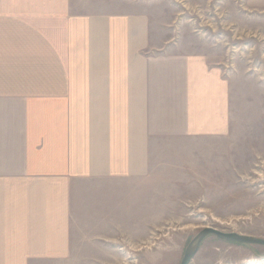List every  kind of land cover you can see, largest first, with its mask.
Instances as JSON below:
<instances>
[{
    "label": "crops",
    "instance_id": "1",
    "mask_svg": "<svg viewBox=\"0 0 264 264\" xmlns=\"http://www.w3.org/2000/svg\"><path fill=\"white\" fill-rule=\"evenodd\" d=\"M104 2L0 0V264H97L74 185L148 179L169 144L231 134L224 70L154 44L149 1Z\"/></svg>",
    "mask_w": 264,
    "mask_h": 264
},
{
    "label": "rangeland",
    "instance_id": "2",
    "mask_svg": "<svg viewBox=\"0 0 264 264\" xmlns=\"http://www.w3.org/2000/svg\"><path fill=\"white\" fill-rule=\"evenodd\" d=\"M103 1L102 11L132 8L130 0ZM147 1L160 35L154 44L173 42L224 70L231 134L169 144L154 156L148 179L74 185V236L103 248L91 256L97 264H181L200 226L264 239V7L254 0ZM77 3L73 13L81 11ZM186 226L194 228L180 230ZM151 240L150 249H135ZM191 264H264V246L210 235Z\"/></svg>",
    "mask_w": 264,
    "mask_h": 264
},
{
    "label": "water",
    "instance_id": "3",
    "mask_svg": "<svg viewBox=\"0 0 264 264\" xmlns=\"http://www.w3.org/2000/svg\"><path fill=\"white\" fill-rule=\"evenodd\" d=\"M210 235H215L220 239L228 242H236L244 245L264 246V239L234 232H225L210 226L203 228L194 238V240L189 244L185 251L181 264H191L194 257L200 251L202 243Z\"/></svg>",
    "mask_w": 264,
    "mask_h": 264
},
{
    "label": "bare ground",
    "instance_id": "4",
    "mask_svg": "<svg viewBox=\"0 0 264 264\" xmlns=\"http://www.w3.org/2000/svg\"><path fill=\"white\" fill-rule=\"evenodd\" d=\"M250 218V216H248V217H246V218H239L238 220H247V219H249ZM213 221H215L216 223H218V224H220V225H230V221L228 222V221H224V220H221V219H218V218H214V220ZM197 227V226H196ZM203 227H210V226H200V227H198V228H203ZM190 228H194L193 226H186V227H183L182 229H180V230H184L185 231V229H190ZM145 244V247H143V246H138V247H136L135 249L137 250V251H140V250H142V249H145V248H148V249H150V247L151 246H153L154 245V242L151 240V241H148V242H146V243H144ZM144 244H142V245H144ZM141 245V244H140ZM134 249V248H133Z\"/></svg>",
    "mask_w": 264,
    "mask_h": 264
}]
</instances>
